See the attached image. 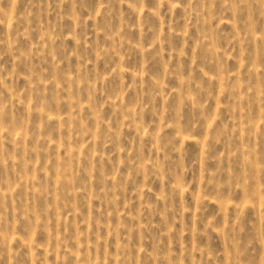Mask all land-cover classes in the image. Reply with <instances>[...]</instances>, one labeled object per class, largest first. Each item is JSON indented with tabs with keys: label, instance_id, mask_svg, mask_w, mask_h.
<instances>
[{
	"label": "rangeland",
	"instance_id": "rangeland-1",
	"mask_svg": "<svg viewBox=\"0 0 264 264\" xmlns=\"http://www.w3.org/2000/svg\"><path fill=\"white\" fill-rule=\"evenodd\" d=\"M0 264H264V0H0Z\"/></svg>",
	"mask_w": 264,
	"mask_h": 264
}]
</instances>
